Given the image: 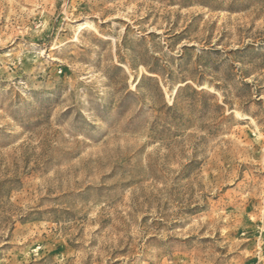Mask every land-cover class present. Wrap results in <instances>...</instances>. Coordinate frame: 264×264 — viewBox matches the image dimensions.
Segmentation results:
<instances>
[{"label": "rangeland", "instance_id": "374dc122", "mask_svg": "<svg viewBox=\"0 0 264 264\" xmlns=\"http://www.w3.org/2000/svg\"><path fill=\"white\" fill-rule=\"evenodd\" d=\"M0 264H264V0H0Z\"/></svg>", "mask_w": 264, "mask_h": 264}]
</instances>
